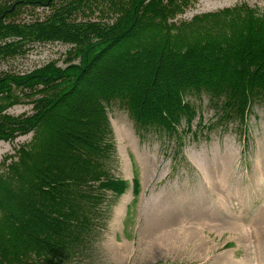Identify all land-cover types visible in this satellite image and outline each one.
<instances>
[{
  "label": "trees",
  "instance_id": "16d2710c",
  "mask_svg": "<svg viewBox=\"0 0 264 264\" xmlns=\"http://www.w3.org/2000/svg\"><path fill=\"white\" fill-rule=\"evenodd\" d=\"M1 1L0 60L36 40L71 48L63 66L0 74V140L31 133L0 160V264H71L93 239L104 192L127 190L108 168L110 101L137 132L172 136L196 115L205 125L188 90L206 93L220 122L245 125L252 100H264V15L246 3L174 22L187 0ZM24 7L50 12L21 21ZM23 102L31 113L5 111Z\"/></svg>",
  "mask_w": 264,
  "mask_h": 264
},
{
  "label": "rangeland",
  "instance_id": "374dc122",
  "mask_svg": "<svg viewBox=\"0 0 264 264\" xmlns=\"http://www.w3.org/2000/svg\"><path fill=\"white\" fill-rule=\"evenodd\" d=\"M187 1V7L171 21L190 20L196 14L233 7L239 3L255 7L264 15V0ZM49 12L50 9L46 7H24L18 19L30 21L44 18ZM89 17L97 19L95 15ZM70 48L71 44L63 41L28 42L20 53L0 60V74L24 73L49 61L63 66ZM183 100L195 106L205 125L200 127L199 115H196L191 122L192 131H185L184 124L178 126L177 135L172 136L153 127L137 132L120 101H110V132L107 139L112 141L114 149L108 160L109 172L129 180L133 172L137 189L135 193L132 192L129 183L120 196L110 191L104 192V201L99 207L103 217L98 219L100 222L96 224L93 239L71 264H259L248 223L256 224V228L262 229L257 232L258 235L264 236V100H252L245 125L236 118L218 121L206 93L197 94L188 90ZM5 111L12 115L29 114L32 104H13ZM123 125L133 130L140 154L147 155L149 171L145 179L138 153L129 144L122 130L125 129ZM117 130L122 137L121 143L126 147L129 164L132 161L130 171H127L120 151ZM30 137L31 133L18 136L13 141L0 140V160L5 154H13L14 149ZM203 170L207 173V180ZM218 176L221 177V188ZM126 193L131 194L130 200L125 205L120 223L113 224L115 210ZM170 208H173L172 213ZM200 210L203 214L199 213ZM192 211H196L197 217L208 215V220L220 226L219 233L200 231L198 222L189 223L186 216L190 217ZM252 212L259 217L254 220L255 215L249 216ZM166 214L170 215L167 220L164 218ZM154 215L157 219L162 215L159 222L167 229L157 233V236H161L158 239L160 250L152 253L148 251L145 241L140 242V234L153 225ZM178 222L190 227L187 234L198 232L205 240L200 237L188 240L185 235L179 236L180 233L174 235L177 233L173 230L175 226L169 225ZM245 229L249 232V238ZM117 241L120 243L115 246ZM126 242L130 244L126 246Z\"/></svg>",
  "mask_w": 264,
  "mask_h": 264
},
{
  "label": "bare ground",
  "instance_id": "6f19581e",
  "mask_svg": "<svg viewBox=\"0 0 264 264\" xmlns=\"http://www.w3.org/2000/svg\"><path fill=\"white\" fill-rule=\"evenodd\" d=\"M123 126L125 127V129H122V130H124V132H125V134L127 136L129 144H131L135 148L136 152L138 153L139 161L142 164V168H143V178L145 179L147 177V173L149 171V168L147 166L148 163H147V160H146L147 155H145V156L141 155L140 152L138 151V149H137V141L135 140V136L133 134V130L130 127H128V126H125V125H123ZM117 133H118V138L120 139L121 153H122L124 159L127 162V155H126L125 145L123 143H121L122 137L119 135V131ZM262 153H260V158L262 157ZM263 157H264V153H263ZM262 170H263V168H262ZM127 171H129L128 168H127ZM217 171L218 170H216V172ZM203 174H204V176L206 177V180H207V173L204 170H203ZM218 177H219V182H218L219 183V188H221V177L220 176H218ZM262 177H258V179L262 178ZM214 188H215V185H214ZM223 188H225V187H223ZM229 192L231 193V191H229ZM130 197H131V194L130 193H126L124 195V197L122 198V201H121L120 205L115 210L113 224H116V222L120 223V219H121L122 215L124 214L125 205H126L127 202H129ZM172 209L171 208L169 209L171 213H172ZM256 212H254V213L252 212V213L249 214V216H254L255 215L254 220L257 217H259V215L256 214ZM199 213L203 214L201 212V210H200ZM189 214H190V217L186 216V218L188 219L189 223L198 222L197 225L200 226V228H201L200 231H202V229H203V230H207L208 232L219 233L220 226L216 225L215 221H213L211 219L208 220V215L207 216L206 215H202L200 217H197L196 211H192ZM169 216H170L169 214H166L164 216V218L167 220L169 218ZM261 217H262V215H261ZM161 218H162V215H161ZM161 218L157 219L156 215H154V220H153L154 222H152L153 225L150 227L149 230H145V231L141 232V234H140L141 235L140 242L145 241V244L148 245V251H150L152 253L153 252H158L160 250L159 240L158 239L161 236L160 237L157 236V233L159 231H164V230L167 229L166 227L161 226L162 223L159 222L161 220ZM182 220H185V219H182ZM203 224H205V226H203ZM248 224L250 226V230H251V234H252V238H253V243H254V248H255V254H256L257 262L259 264H264V241H263L264 236L262 237V236L258 235V233H257L258 231H260L262 229L256 228L257 227L256 224H251V223H248ZM169 227H174L173 230L177 232L174 235H178V233H180L179 236L183 237V235H185V237H187L188 240H194V239H196V237H200V239H202V240L204 239V238H202V236L198 232H197V234H194V233L187 234L188 233V229L190 227L189 226H184L183 224H181L179 222L176 223L175 225H169ZM245 231H246L247 237L249 238L248 230L245 229ZM119 243L120 242L117 241L115 243V246L119 245ZM128 244H130V243H128V242L125 243L126 246H128Z\"/></svg>",
  "mask_w": 264,
  "mask_h": 264
},
{
  "label": "water",
  "instance_id": "95a60500",
  "mask_svg": "<svg viewBox=\"0 0 264 264\" xmlns=\"http://www.w3.org/2000/svg\"><path fill=\"white\" fill-rule=\"evenodd\" d=\"M13 8V7H12Z\"/></svg>",
  "mask_w": 264,
  "mask_h": 264
}]
</instances>
